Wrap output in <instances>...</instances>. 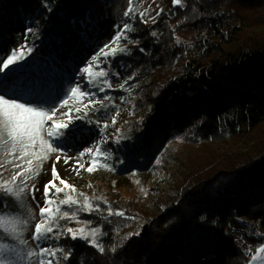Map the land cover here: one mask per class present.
Masks as SVG:
<instances>
[{
	"label": "trees",
	"instance_id": "16d2710c",
	"mask_svg": "<svg viewBox=\"0 0 264 264\" xmlns=\"http://www.w3.org/2000/svg\"><path fill=\"white\" fill-rule=\"evenodd\" d=\"M164 1L173 12L152 24L126 17L132 27L118 47L125 51L105 58L97 45L109 29V0H0V57L21 40L33 48H24L32 88L18 91L21 101H51L75 54L99 51L87 66L107 73L94 78L107 89L98 92L103 105L79 113L75 131L57 145L80 149L126 107L130 134L95 142L103 153L112 152L110 142L117 151L107 172L144 179L165 171L168 182L145 205L101 195L90 200L91 212L66 207L102 238L65 239L62 227L73 222L57 215L50 225L58 264H246L226 230L244 216L264 224V0ZM14 202L0 188V212Z\"/></svg>",
	"mask_w": 264,
	"mask_h": 264
},
{
	"label": "rangeland",
	"instance_id": "374dc122",
	"mask_svg": "<svg viewBox=\"0 0 264 264\" xmlns=\"http://www.w3.org/2000/svg\"><path fill=\"white\" fill-rule=\"evenodd\" d=\"M173 4L182 5V2L179 1L177 4L174 0ZM172 12V7L164 0H109L107 8L109 29L102 35L97 47L104 51L110 50L111 47H119V41L114 42L117 32L123 28L125 23L130 25V29L132 27V23L127 21L126 17L133 18L139 16L146 24H152L159 16L171 14ZM246 12L250 17L254 15L253 11L246 10ZM251 29H254V27H245L243 32ZM105 45H109V47L105 48ZM22 47H24V42L21 40L14 48L19 52ZM89 51L84 52L86 54L82 56V59L81 53L75 54L74 60L61 73L62 87L68 90V95L61 96L59 103H62L64 99H68V104L59 108L55 117L56 119H66L60 113L68 112L69 109H72L70 115L73 117V123L77 124L79 119H76V117L82 111L84 112V105H88V100L81 98L79 93H77L76 97H72L70 89L76 86L77 75L80 74L79 83L83 85L81 91L87 90L88 86L84 82L86 77L82 73V69L87 66V62L92 61V58L99 53V51L97 53H89ZM19 63H23V60L19 61ZM98 99L100 100V98ZM20 102L23 103L24 101L20 100ZM32 106L36 105L32 104ZM57 107H59V104ZM89 107H92V105H88ZM77 108L80 109V112L76 111ZM44 110L47 111L48 108L45 107ZM127 115L128 109L126 107L115 111L107 120L110 124L108 131L99 132L95 135L94 141L82 145L80 149H70L72 151H67L64 147L54 142L53 146L59 147L61 151L48 153L47 159L42 158V154L38 149L30 148L26 154L14 150L7 132L0 130V188L15 198V202L10 209L0 212V264H32V261L40 258L38 255L36 256V253L40 251V247H52V244L59 237L55 236L53 240L47 241L44 245H39L34 239L35 225L41 219H44L46 226H49L52 219L57 215L62 217L65 208L69 206L61 205L60 201L66 199L68 196H72L78 201L85 200L86 197L91 202L90 200L93 201L102 195V197L111 198L113 202L117 203L135 200L145 205L146 200L150 196L155 197L158 191L167 185L168 182L164 181L165 171H159L144 179L139 178L135 174L125 175L122 173L115 177L112 172H107L111 164L110 154H115L117 151L113 143L110 142L107 146L110 147L112 152H97L95 142L104 141L108 138L111 139L112 136L114 138L117 136L120 138L127 137L130 132L128 126L123 123ZM113 120H115V123H113ZM262 130H258L257 133H263ZM83 132L88 134V128H84ZM261 135H263L261 139H264V134ZM182 142L178 140L177 144L183 145L181 144ZM73 146L79 148L76 142ZM89 147L93 149V153L82 155L84 150ZM33 152H36V155H33ZM57 156L60 157L59 160H57ZM66 159L67 162H65ZM93 159L97 160V164L94 166L95 170L88 172L87 168L91 166L90 161ZM77 161H79V164H77ZM105 164L109 166L104 167ZM79 165H83V167H79ZM54 169L58 173L55 183L57 186L63 187L64 191L57 196H53L54 203L47 205L46 201L49 197L45 194V187L49 184V181L53 180ZM60 179L67 181L74 188L60 185ZM45 206L57 209V211L52 212L50 217H41L40 209ZM247 220L252 222L251 224H255L253 222L257 221L248 217ZM71 222H73V225L67 224L65 227L63 226L62 232H67L68 228H72L74 230H82V233L77 232L78 237L81 235L88 236V239L92 240L94 235L95 242L102 238L99 230L93 232L94 229L90 227L89 222H81L77 218L71 220ZM53 228L55 229V227ZM58 233L61 234L60 231ZM90 233L93 235H89ZM256 247L252 256L251 251L244 252L247 257L246 264H264V251H261L264 248V244L257 240ZM57 259L58 261L60 260L59 257Z\"/></svg>",
	"mask_w": 264,
	"mask_h": 264
},
{
	"label": "snow or ice",
	"instance_id": "6c2138e0",
	"mask_svg": "<svg viewBox=\"0 0 264 264\" xmlns=\"http://www.w3.org/2000/svg\"><path fill=\"white\" fill-rule=\"evenodd\" d=\"M175 3H179V0H175ZM47 7V5H45ZM48 11H51V8H48ZM143 15V14H141ZM143 22V21H142ZM27 32H32V29L29 28ZM130 31V25L125 23L123 28L120 29L116 36L114 37V42L119 41L121 36ZM152 35H155L153 32ZM131 42V41H130ZM109 45H105V48H108ZM24 48H27V52L31 53L33 51L32 47H27V44L21 48L19 52L12 51L10 55L6 58L0 57V130L6 131L8 137L10 138V143L14 150H18L22 154H26L28 149H38L42 154L43 159H47L48 153H57L61 151L59 147H54L53 143L59 144L64 139H67L69 135L75 131V124L73 123V117L70 115L72 109H69L68 112L60 113L61 116L66 117V119H56L57 112L60 107H64L68 104V99H64L62 103H59L61 96H67L68 90H65L62 85L56 90V97L51 101H41L37 99L35 101L36 106H32L33 101L20 102V97L18 96V91L20 89L31 90L32 86L28 83V73L29 69L26 63H19V61L25 60V51ZM105 58L108 56H115L117 52H124V48L111 47L110 51L104 52L103 49L100 50ZM96 57H93L92 60L95 61ZM99 67V65H97ZM82 73L85 74V83L88 84V89L86 91H81L83 87L79 83L80 74L77 75V83L75 87L70 89L72 97H76L77 93L83 99L88 100V105L93 106L100 103L103 105V101L98 99V92H106L107 89L99 87L94 83V78L104 77L107 73L101 68L99 71L94 72L92 70V65L89 63L88 66L82 69ZM105 84H108V81H104ZM126 83V81H125ZM124 84L120 85V88H124ZM108 87H111L109 84ZM93 88H96L97 91H93ZM10 97V98H6ZM107 97H105L106 99ZM59 104V107L57 105ZM88 105H84V109H88ZM47 107L48 110L45 111L44 108ZM77 112H80V109H76ZM80 117L77 116L76 119ZM50 122V123H49ZM115 123V120H113ZM104 127L107 128L108 125L104 124ZM107 140L104 141L107 144ZM114 143L120 142V137L117 136L113 140ZM8 143V142H5ZM99 152V149H97ZM92 154L93 149L91 147L84 150L83 154ZM36 155V152L32 153ZM57 156V160H59ZM67 162V159L65 160ZM79 164V161H77ZM97 160L93 159L90 161V165L87 168L88 172H93L95 170V165ZM109 165L105 164L104 167ZM83 167V165H79ZM78 174V172H77ZM58 177V173L53 170V180L49 181V184L45 187V194L49 198L46 201L47 205L54 203L52 199L53 196L59 195L64 191L63 187L57 186L55 181ZM60 185H64L67 188H74L73 185L67 183V181L60 179ZM54 189V191H52ZM61 205H67L71 208L73 205L77 207H83L86 211L91 212L92 204L85 197V204L81 206L77 199H74L72 196H68L66 199L60 201ZM96 210H99L97 205ZM57 211L50 207H42L40 209L41 217L51 216V213ZM109 215H119L124 216L123 212L112 213L109 210ZM61 219L74 220L76 219V214L73 212L72 216H69V212L65 210ZM82 230H74L72 228L67 229L69 235L65 236V239H77L83 238L86 241L88 236L81 235L77 236V232ZM95 230H93L94 232ZM54 233V228L52 226H46L45 220L41 219L39 223L35 225V236L34 239L39 245H44L47 241L53 240L54 237L51 235ZM89 235H93L90 233ZM92 243H95V237L93 235ZM62 247V246H61ZM103 251V249H100ZM264 251V248L261 249ZM40 258L38 260L32 261V264H58L57 252L51 246H42L40 247L39 253H36V256ZM59 259H63L61 255Z\"/></svg>",
	"mask_w": 264,
	"mask_h": 264
},
{
	"label": "built area",
	"instance_id": "2783aa9c",
	"mask_svg": "<svg viewBox=\"0 0 264 264\" xmlns=\"http://www.w3.org/2000/svg\"><path fill=\"white\" fill-rule=\"evenodd\" d=\"M244 216L240 219L239 225L229 226L226 233L232 236L243 252L251 251V256L256 247V241H260L264 244V224L261 220L253 222L251 224ZM248 246V247H247Z\"/></svg>",
	"mask_w": 264,
	"mask_h": 264
},
{
	"label": "water",
	"instance_id": "95a60500",
	"mask_svg": "<svg viewBox=\"0 0 264 264\" xmlns=\"http://www.w3.org/2000/svg\"><path fill=\"white\" fill-rule=\"evenodd\" d=\"M148 228H149V224H146L143 228V230L141 231V235L144 236L147 234L148 232Z\"/></svg>",
	"mask_w": 264,
	"mask_h": 264
}]
</instances>
